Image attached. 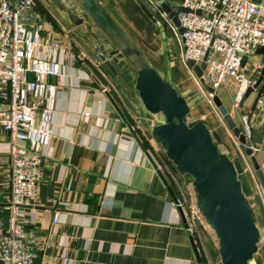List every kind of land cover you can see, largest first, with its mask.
<instances>
[{
  "label": "crops",
  "instance_id": "obj_1",
  "mask_svg": "<svg viewBox=\"0 0 264 264\" xmlns=\"http://www.w3.org/2000/svg\"><path fill=\"white\" fill-rule=\"evenodd\" d=\"M34 1L42 17V34L57 38L67 59L60 64L58 75L48 77L49 82L62 84L53 104L54 136L41 148L37 203L33 209L25 208V217L31 220L26 229L34 230L39 243H28L34 252L33 264H198L190 235L204 264H221L214 232L200 219L188 233L179 207L135 140L134 133L177 198L186 205L194 204L191 177L175 169L151 135L152 127L164 119L160 113L151 114L143 107L135 88L134 69L124 64L113 74L95 62L91 32L96 28L90 19L76 25L50 0ZM98 1L153 66L164 70L158 25L141 2ZM162 1L173 11L181 2ZM252 1L262 6L264 23V0ZM165 30L171 65L169 42L177 38L166 25ZM170 30L172 37L168 36ZM177 44L180 50L178 41ZM177 68L171 65L172 83L185 97L192 115L204 119L220 138V150L231 157L238 155L233 134L222 116L195 86L187 69ZM243 71L254 80L262 76L260 85H264L261 55L253 52L244 62ZM91 74L105 86L109 96ZM235 87L229 79L217 94L237 125L238 115L249 113L250 141L264 150V104L252 107L257 93L254 90L232 111ZM261 96L264 97V88ZM84 111L89 115L84 116ZM9 141V135L0 132V204L8 193ZM227 144L234 146V151H229ZM249 201L264 231V194H254ZM54 214L57 222H53ZM0 216L6 220L5 212Z\"/></svg>",
  "mask_w": 264,
  "mask_h": 264
},
{
  "label": "built area",
  "instance_id": "obj_2",
  "mask_svg": "<svg viewBox=\"0 0 264 264\" xmlns=\"http://www.w3.org/2000/svg\"><path fill=\"white\" fill-rule=\"evenodd\" d=\"M148 1L177 38L180 60L206 99L212 104L213 95L201 86L189 60L197 65L205 62L202 77L216 91L233 80L231 110H237L256 82L244 73L242 61L264 45L262 6L252 0H181L174 10L182 28L179 32L159 1ZM35 5L34 0H0V132L10 137L8 193L0 204V213H6V220L0 216V264H33L34 252L28 243L39 246L34 230L26 229L31 220L25 217V208L33 209L37 203L41 148L54 136L53 104L62 84L49 82L48 77L58 75L60 64L67 59L61 42L42 34V17ZM257 104H264V97ZM238 119L246 145L264 172V150L250 141L249 113H240ZM231 137L254 194L262 196L248 157ZM174 205L184 211L190 230L196 221H204L195 203L186 205L177 198ZM52 219L57 222V214Z\"/></svg>",
  "mask_w": 264,
  "mask_h": 264
},
{
  "label": "water",
  "instance_id": "obj_3",
  "mask_svg": "<svg viewBox=\"0 0 264 264\" xmlns=\"http://www.w3.org/2000/svg\"><path fill=\"white\" fill-rule=\"evenodd\" d=\"M50 1L64 11L76 25L81 24L85 18L92 21L96 28L91 32L96 63L107 67L113 74H116L124 64L130 65L136 72L135 88L143 107L151 114L160 113L164 119L162 123L152 127L151 135L175 169L181 175L191 177L195 205L217 238L221 264H264V231L259 228L254 206L249 201V198L254 196V191L240 157L238 155L231 157L227 152L220 150L218 147L220 138L210 130L204 119L192 115L185 97L174 87L165 24L149 1L139 0L157 23L162 37L163 76L98 0ZM156 1H159L160 9L172 19L179 32H182L171 7L165 1ZM254 53L261 55L264 63V45L255 49ZM188 64L201 86L213 95L211 99L213 106L242 146V151L248 157L264 194V172L260 169L256 157L251 154L243 133L217 91L205 83L202 77L205 62L197 65L193 60H189ZM91 76L109 96L105 86L94 74ZM261 80L262 76H259L255 84L247 89L240 106L245 97L254 90H257V93L252 107L256 105L264 88V85H260ZM134 137L176 202L177 196L154 159L135 133ZM179 212L190 234L182 208H179ZM190 239L198 264H204L192 235Z\"/></svg>",
  "mask_w": 264,
  "mask_h": 264
},
{
  "label": "rangeland",
  "instance_id": "obj_4",
  "mask_svg": "<svg viewBox=\"0 0 264 264\" xmlns=\"http://www.w3.org/2000/svg\"><path fill=\"white\" fill-rule=\"evenodd\" d=\"M171 30L168 32V36H171ZM169 48H170V56H171V65H173L174 67H178L177 71H182L183 70V64L180 60V50L178 48V44L177 41L172 37L170 42H169ZM157 66L159 67V65L157 64ZM161 66V65H160ZM176 70V69H175ZM160 74L163 76L164 75V70L162 69V67L159 68ZM195 86L198 87V85L194 82ZM227 148H229V151H234L232 147V145L230 146L229 144H227Z\"/></svg>",
  "mask_w": 264,
  "mask_h": 264
}]
</instances>
